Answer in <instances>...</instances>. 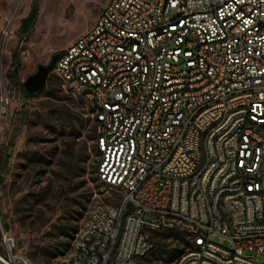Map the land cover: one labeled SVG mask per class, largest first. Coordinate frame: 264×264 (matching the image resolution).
I'll list each match as a JSON object with an SVG mask.
<instances>
[{
	"label": "built area",
	"instance_id": "built-area-1",
	"mask_svg": "<svg viewBox=\"0 0 264 264\" xmlns=\"http://www.w3.org/2000/svg\"><path fill=\"white\" fill-rule=\"evenodd\" d=\"M156 24L168 25L169 42L153 36ZM52 73L102 109L101 119L90 113L97 177L122 194L114 214L100 201L90 230L80 231L84 247L56 264H142L155 249L149 233L177 226L189 237L199 227V242L171 264H264L253 255L264 256V0H108ZM222 112L224 126L198 144ZM204 159L211 166L195 177ZM218 205L230 206L235 231ZM3 238L0 264H32Z\"/></svg>",
	"mask_w": 264,
	"mask_h": 264
},
{
	"label": "rangeland",
	"instance_id": "rangeland-1",
	"mask_svg": "<svg viewBox=\"0 0 264 264\" xmlns=\"http://www.w3.org/2000/svg\"><path fill=\"white\" fill-rule=\"evenodd\" d=\"M107 1L0 0V150L9 155L0 186V228L14 240L13 253L32 264H56L53 252L71 254L93 205H116L122 194L97 177L93 108L83 96L66 90L51 73L45 88L27 97L6 73L17 66L25 81L88 32ZM36 4L34 20L23 32L22 22ZM145 218L157 220L150 214ZM177 230L190 245L191 233L180 226L149 237L173 247ZM212 240L230 246L219 235ZM7 249L2 236L0 254L7 255ZM142 264L166 261L152 252Z\"/></svg>",
	"mask_w": 264,
	"mask_h": 264
},
{
	"label": "bare ground",
	"instance_id": "bare-ground-1",
	"mask_svg": "<svg viewBox=\"0 0 264 264\" xmlns=\"http://www.w3.org/2000/svg\"><path fill=\"white\" fill-rule=\"evenodd\" d=\"M153 36H161V42L170 41V29L166 24H156L153 28ZM138 96V88H131L128 90V98H136ZM94 112V119H101L102 109H99V105H91ZM224 119H229V112H222V119H213L211 124H206V126L199 130L198 132V144H206L213 135V127L224 126ZM248 131H257V124H248ZM202 156H209V147H202ZM211 166V159H204L199 162V168H195V177H202V169H208ZM105 182V179H100ZM204 196H211V189H204ZM97 205H100V201L96 202L88 217H95L97 215ZM205 210H207L208 215H215V198H208L207 203H205ZM218 212L222 218H225L227 223L228 231H235V222H233V214L230 206L218 205ZM115 205L106 204V214H114ZM82 230H90V223H85ZM191 233V244L197 245L199 242V227H192L190 229ZM86 244V232H80L77 244L73 252L69 255H76L77 247H84ZM153 252V251H152ZM183 251L181 254H184ZM180 254V255H181ZM179 255V256H180ZM178 256V257H179ZM177 257V258H178ZM176 258V259H177Z\"/></svg>",
	"mask_w": 264,
	"mask_h": 264
},
{
	"label": "trees",
	"instance_id": "trees-1",
	"mask_svg": "<svg viewBox=\"0 0 264 264\" xmlns=\"http://www.w3.org/2000/svg\"><path fill=\"white\" fill-rule=\"evenodd\" d=\"M6 75L12 86L22 89L27 97L31 96V94L27 93L25 88L23 87V82L19 78L17 66L9 69ZM8 161L9 155L6 152L0 150V186L4 181V177L2 174L5 168L8 166ZM2 236L3 232L0 228V240ZM74 238V235L71 236V241H73ZM173 238L175 240L173 243V247H171L172 243H170L169 241L155 242V249L153 250V253L156 252L157 258L166 261V264H170L184 251L187 246H189V241L186 236L180 233L178 230L174 233ZM64 254L65 253L63 251H59L53 252L50 256L56 259Z\"/></svg>",
	"mask_w": 264,
	"mask_h": 264
},
{
	"label": "water",
	"instance_id": "water-1",
	"mask_svg": "<svg viewBox=\"0 0 264 264\" xmlns=\"http://www.w3.org/2000/svg\"><path fill=\"white\" fill-rule=\"evenodd\" d=\"M37 8L38 5H34L30 11V14L26 18H24L22 22L23 32L28 31V29L30 28L34 20ZM57 58L58 55H54L48 64H40L37 71L27 77L25 81H23V86L27 93L33 94L45 88V86L47 85L48 77L53 71Z\"/></svg>",
	"mask_w": 264,
	"mask_h": 264
}]
</instances>
